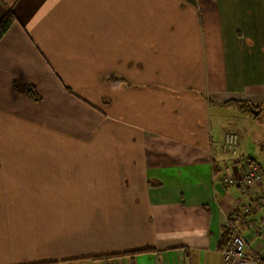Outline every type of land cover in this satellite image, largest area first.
<instances>
[{
  "label": "crops",
  "instance_id": "1",
  "mask_svg": "<svg viewBox=\"0 0 264 264\" xmlns=\"http://www.w3.org/2000/svg\"><path fill=\"white\" fill-rule=\"evenodd\" d=\"M7 11L0 264H225L227 227L264 250L223 181L259 165L240 138L264 133V0H0Z\"/></svg>",
  "mask_w": 264,
  "mask_h": 264
},
{
  "label": "built area",
  "instance_id": "2",
  "mask_svg": "<svg viewBox=\"0 0 264 264\" xmlns=\"http://www.w3.org/2000/svg\"><path fill=\"white\" fill-rule=\"evenodd\" d=\"M238 136L233 132L224 134L221 150L231 156L236 155ZM246 169L238 176L225 175L223 181L227 185L239 186L243 196H247V204L237 215L240 223L251 229V232L264 241V174L256 162L245 160ZM258 188V190H257ZM253 190L254 193L252 192ZM239 211V210H238ZM225 264H264V250L256 256L247 251L245 239L232 229L228 246L222 250Z\"/></svg>",
  "mask_w": 264,
  "mask_h": 264
},
{
  "label": "trees",
  "instance_id": "3",
  "mask_svg": "<svg viewBox=\"0 0 264 264\" xmlns=\"http://www.w3.org/2000/svg\"><path fill=\"white\" fill-rule=\"evenodd\" d=\"M14 21H15V18H14V15L12 14L11 11H7L4 14V16L1 18V20H0V40L5 35V33L9 30V28L12 26ZM25 94L28 97L32 98L33 100H36L38 98L36 93L34 92V90L32 88H28L25 91ZM225 105L236 106L239 110H243L244 112H249V113L250 112L252 113V109H254L253 106L248 105L245 102L237 101V100H232V101L226 102ZM231 232L232 231H230V228H228V227L222 231L220 242L218 243L219 249H222V248L224 249L228 246V244L230 242V238H231Z\"/></svg>",
  "mask_w": 264,
  "mask_h": 264
},
{
  "label": "rangeland",
  "instance_id": "4",
  "mask_svg": "<svg viewBox=\"0 0 264 264\" xmlns=\"http://www.w3.org/2000/svg\"><path fill=\"white\" fill-rule=\"evenodd\" d=\"M228 100V101H232ZM227 101V102H228ZM240 101V100H238ZM260 126L262 127H257V130H264V117L261 118V120L259 121ZM220 131V130H219ZM249 130L245 129V132L243 133L242 138H240V145H244V149L245 152L247 153V155L249 157H254L256 158V161L259 163V165L262 168V171L264 173V133H262V135L260 133H258L256 135V139L253 140V134L251 133L250 135H248ZM260 145L263 149H259Z\"/></svg>",
  "mask_w": 264,
  "mask_h": 264
},
{
  "label": "water",
  "instance_id": "5",
  "mask_svg": "<svg viewBox=\"0 0 264 264\" xmlns=\"http://www.w3.org/2000/svg\"><path fill=\"white\" fill-rule=\"evenodd\" d=\"M252 113H256V111H252Z\"/></svg>",
  "mask_w": 264,
  "mask_h": 264
}]
</instances>
